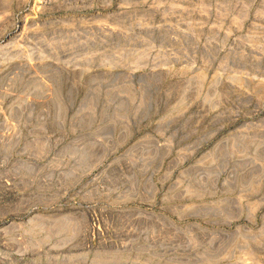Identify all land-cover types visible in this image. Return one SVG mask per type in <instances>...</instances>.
<instances>
[{"label": "rangeland", "instance_id": "obj_1", "mask_svg": "<svg viewBox=\"0 0 264 264\" xmlns=\"http://www.w3.org/2000/svg\"><path fill=\"white\" fill-rule=\"evenodd\" d=\"M0 264H264V0H0Z\"/></svg>", "mask_w": 264, "mask_h": 264}]
</instances>
